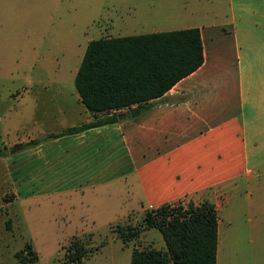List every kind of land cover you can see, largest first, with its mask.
<instances>
[{
	"label": "crops",
	"instance_id": "0c3cea01",
	"mask_svg": "<svg viewBox=\"0 0 264 264\" xmlns=\"http://www.w3.org/2000/svg\"><path fill=\"white\" fill-rule=\"evenodd\" d=\"M182 1L127 2L124 34H99L199 29L202 62L148 108L139 111L133 104V116L45 137L91 119L76 92L71 97L82 120L53 130L36 127L0 142V182L7 183L30 234L26 205L51 197L81 207L75 222L89 226L186 197L194 203L206 199L216 209L217 236L230 229L231 213L218 229L221 197L264 168V0H226L222 11ZM32 139L38 142L20 146ZM17 151L23 155L14 158ZM14 178L25 191L18 192Z\"/></svg>",
	"mask_w": 264,
	"mask_h": 264
},
{
	"label": "rangeland",
	"instance_id": "374dc122",
	"mask_svg": "<svg viewBox=\"0 0 264 264\" xmlns=\"http://www.w3.org/2000/svg\"><path fill=\"white\" fill-rule=\"evenodd\" d=\"M153 1L0 0V142L36 127L53 130L63 122L82 120L71 96L76 94L73 76L87 40L105 32L124 34L127 2L145 6ZM170 1L177 4L181 0ZM225 1L182 2L202 9L215 5L222 11ZM22 155L17 151L14 158ZM259 172L248 181L239 179L237 188L221 197L218 216L223 220L218 229L226 213L232 214L233 223L218 233L215 264H264V168ZM14 180L18 192L26 190L27 186ZM6 188L7 183L0 182V264H19L15 253L32 240L31 234L37 261L27 264H66L64 246L74 234L83 237L86 249L97 246L82 258V264H128L133 246L164 248L154 227L139 231L126 243L117 236L115 223L140 227L143 210L111 223L99 220L95 225H78L75 221L82 208L58 203V197L26 205L30 234ZM190 198L179 202L186 205Z\"/></svg>",
	"mask_w": 264,
	"mask_h": 264
},
{
	"label": "trees",
	"instance_id": "16d2710c",
	"mask_svg": "<svg viewBox=\"0 0 264 264\" xmlns=\"http://www.w3.org/2000/svg\"><path fill=\"white\" fill-rule=\"evenodd\" d=\"M202 60L197 27L88 39L73 84L91 119L49 132L45 137L117 121L128 115L133 104L143 111L152 99L197 68ZM36 142L38 139H32L20 146ZM176 201L144 209L140 227L115 223V231L123 243L148 227L156 228L164 242V248L133 246L128 264H215L217 213L214 204L206 199L197 203L188 200L186 205H181L179 199ZM82 238L74 235L64 246L66 264H82V258L96 249L97 246L86 249ZM15 254L19 264L36 261L30 241Z\"/></svg>",
	"mask_w": 264,
	"mask_h": 264
},
{
	"label": "water",
	"instance_id": "95a60500",
	"mask_svg": "<svg viewBox=\"0 0 264 264\" xmlns=\"http://www.w3.org/2000/svg\"><path fill=\"white\" fill-rule=\"evenodd\" d=\"M137 112H138V109L137 108H130V109H128L129 116H133Z\"/></svg>",
	"mask_w": 264,
	"mask_h": 264
}]
</instances>
